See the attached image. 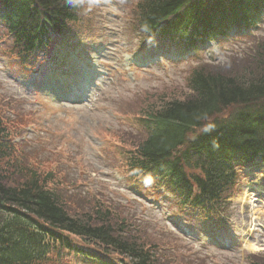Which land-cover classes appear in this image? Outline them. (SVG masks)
Returning <instances> with one entry per match:
<instances>
[{"label":"rangeland","instance_id":"obj_1","mask_svg":"<svg viewBox=\"0 0 264 264\" xmlns=\"http://www.w3.org/2000/svg\"><path fill=\"white\" fill-rule=\"evenodd\" d=\"M93 1V21L76 22L87 28L76 47L83 61L77 58L70 29L29 58L31 68L42 56L53 58L44 65L52 73L49 79L42 69L30 75L22 68L0 29V117L6 139L14 145L0 168L15 175L31 167L48 175V186L63 198L70 215L86 218L97 209L112 210V223L130 225L137 240L178 249L173 253L185 259L177 264H264L261 165L239 167L241 187L236 189L241 192L228 200L229 209L217 222L178 207L176 195L160 187L159 178L132 181L123 175L129 172L126 154L144 137L138 115L151 105L189 97L187 79L198 66L232 74L247 70L256 41L264 39V16L245 35L209 42L194 53L169 46L141 51L142 37L130 24L136 0ZM96 51L104 54L96 62L103 72L95 63L90 86L86 78L91 77L88 68ZM55 91L64 97L55 98ZM246 240L256 249L248 248Z\"/></svg>","mask_w":264,"mask_h":264},{"label":"trees","instance_id":"obj_2","mask_svg":"<svg viewBox=\"0 0 264 264\" xmlns=\"http://www.w3.org/2000/svg\"><path fill=\"white\" fill-rule=\"evenodd\" d=\"M91 13L86 0H0L2 29L24 62ZM132 14L130 24L143 40L159 31L161 39L195 50L255 29L264 0H136ZM247 63V70L233 74L198 66L187 79L189 97L147 108L140 118L145 135L128 153L127 167L142 175L164 174L184 204L222 213L238 182L237 164H264V39L256 41ZM1 119L0 163L12 150ZM49 178L31 167L15 175L0 168V264H61L65 252L89 260L74 239L131 264L185 259L173 253L178 249H160L161 243L130 235L128 225L113 224L112 210L97 209L86 218L70 215L63 198L48 186Z\"/></svg>","mask_w":264,"mask_h":264},{"label":"bare ground","instance_id":"obj_3","mask_svg":"<svg viewBox=\"0 0 264 264\" xmlns=\"http://www.w3.org/2000/svg\"><path fill=\"white\" fill-rule=\"evenodd\" d=\"M246 239H247V238H246ZM246 245H247V247L250 248V249H256V247L254 246V244H253V243H250V241H248V240H246Z\"/></svg>","mask_w":264,"mask_h":264}]
</instances>
